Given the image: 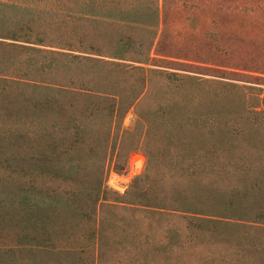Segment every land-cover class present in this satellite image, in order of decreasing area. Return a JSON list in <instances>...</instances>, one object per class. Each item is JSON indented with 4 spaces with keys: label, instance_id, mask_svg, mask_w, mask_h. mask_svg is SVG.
Wrapping results in <instances>:
<instances>
[{
    "label": "rangeland",
    "instance_id": "rangeland-1",
    "mask_svg": "<svg viewBox=\"0 0 264 264\" xmlns=\"http://www.w3.org/2000/svg\"><path fill=\"white\" fill-rule=\"evenodd\" d=\"M111 1L120 9L150 2ZM157 7L156 37L146 63L52 49L84 58L81 68L61 75L78 80L85 73L88 83L83 88L116 95L122 113L114 124L104 117L105 109L96 106L94 117H70L69 126L86 131L81 145L57 131L48 133V143H59L60 148L69 144L67 156L59 157L60 161V148L48 155L43 136L30 133L38 123L62 126L66 117L60 111L50 115L46 106L30 114L28 103L14 96L0 100V264H61L62 259L43 251L19 249L25 244L20 237L42 238L41 227L68 229L71 239L57 232L58 240L49 243L80 249L78 264H264L257 260L264 248L249 249L248 243L235 241L207 239L182 253L167 251L166 259L164 249L138 252L166 241L168 219L154 218L145 207L168 176L161 174L162 167L172 169L177 188H192L194 199L203 183L210 188L208 201L220 198L230 185L236 193L264 205V0H157ZM131 36L143 34L136 31ZM108 102L112 104L111 99ZM71 103L75 112L87 102ZM135 111L145 115L147 122L139 123ZM109 126L115 127L114 138L104 152L101 142ZM155 138L162 146V161L154 152ZM16 143L18 149L13 147ZM143 150L150 154L148 160ZM205 151L207 156L201 158ZM133 153L143 157L142 170L127 180L119 179L127 175ZM258 165H263L262 171L255 169ZM202 166L210 169L203 173ZM179 167L188 168L192 175L180 177ZM160 174L164 179L158 180ZM98 186L105 203L96 215L89 206H83L82 215L62 211L63 200L69 198L64 191L77 189L85 197ZM131 188L144 193L131 194ZM98 236L108 249L99 250V257Z\"/></svg>",
    "mask_w": 264,
    "mask_h": 264
},
{
    "label": "trees",
    "instance_id": "trees-1",
    "mask_svg": "<svg viewBox=\"0 0 264 264\" xmlns=\"http://www.w3.org/2000/svg\"><path fill=\"white\" fill-rule=\"evenodd\" d=\"M116 4L111 0H8L0 2V100L14 96L28 103L30 114L38 112L40 106H46L45 111H49L50 115L55 116L60 111L62 117H66L65 124L62 126H54L53 123L46 126L38 123L37 128L31 130L32 136L36 137L37 134L43 136L41 142L48 155L50 153L54 155V150L60 148L59 143H48L45 137L48 133L57 131L61 137L70 139L69 141L75 139V143L83 144L82 135H85L86 131L79 126L75 128L69 126L67 121L70 117H94L95 106L105 109L104 117H109L112 124L117 119L116 117H121L122 114L118 101H115L117 100L116 95H107L83 88L88 83L84 79L85 73H82L78 80L68 77L66 73L61 75L63 71L78 69L81 65L80 61L85 60L84 58L70 56L52 49L94 52L105 54L112 59L136 63L149 61L148 54L156 37L158 25L157 0H150L145 7L136 3L137 8L133 6L127 9H120ZM136 31H140L143 37L133 38L131 34ZM109 99L112 100V104L108 102ZM71 101L90 104H82L75 112H71V109L75 107ZM103 103L109 105L101 106ZM131 106L132 104H129L128 108ZM135 115L139 123L147 122L145 115L139 114L138 111H135ZM18 126L14 127L15 130L19 128ZM54 128L57 129L54 130ZM114 129V126H109L108 130L103 133L101 148L104 152L114 138ZM42 132L43 135H41ZM144 136L143 138L147 140L146 131ZM157 140V138L154 139L157 145H154V152L157 160L162 161L160 155L162 146ZM16 144L13 147L18 149L19 143ZM67 145L60 148L57 162L67 156L65 153ZM132 150L131 146L126 153L129 154ZM181 154L184 157L185 153ZM206 154L205 151L200 157L205 158ZM143 155L147 160L150 157L145 150H143ZM262 166L258 165L255 169L262 171ZM177 169L176 171L182 178L186 179L189 174L192 175L188 168L179 167ZM207 169L210 168L205 166L201 168L203 173ZM160 171H163L161 174L164 175L166 172L168 176L166 180L160 182L163 187L156 190V194L150 197L151 201L145 207L154 218L168 219L167 235L164 236L166 241L164 245L153 243L147 250L138 251L139 248L134 250L151 254L164 249L163 256L166 259L167 251L169 255L172 251L182 253L190 249L193 243L207 239H211L212 243L230 241L248 243L249 249L250 247L264 248V205L258 200L236 193L233 187L228 185L223 191L225 194L208 201L210 188L204 183L197 191V199H194L192 188L183 187V185L177 188L174 184L171 168L162 167ZM161 174L158 180L164 179ZM130 190L131 194L132 191L144 193L142 189L131 188ZM51 192L54 194L53 191ZM64 195L71 197L72 201L69 198L63 200L62 211L76 213V215H82L85 212L83 206H89L96 215L99 205L105 203L101 186L94 188L93 195L85 194V197L90 196L89 199L80 195L77 189L64 191ZM239 221L244 224L241 225ZM238 229L242 231H237ZM67 230L51 231L41 227L39 232L42 233V238L29 237L26 241L25 237H20L19 240L25 244L20 245L19 249H37L50 257L62 259L61 264H78L80 258L77 252H81L80 249L58 248L49 243V241L58 240L55 237L57 232L66 233ZM80 236L82 237L81 234L77 235V237ZM69 238L71 239L72 235L66 233L65 239ZM104 243L106 241L102 239V236H98L96 243L98 257L100 256L99 250L101 252V249H106ZM257 260L263 262L264 254H260Z\"/></svg>",
    "mask_w": 264,
    "mask_h": 264
},
{
    "label": "built area",
    "instance_id": "built-area-1",
    "mask_svg": "<svg viewBox=\"0 0 264 264\" xmlns=\"http://www.w3.org/2000/svg\"><path fill=\"white\" fill-rule=\"evenodd\" d=\"M143 162H144L143 157L140 154H138V153L131 154L129 156L130 166L128 169V173L125 177L121 176V178H119V179L127 180V178L138 175L140 173V171L142 170ZM120 184H122V183H120Z\"/></svg>",
    "mask_w": 264,
    "mask_h": 264
}]
</instances>
